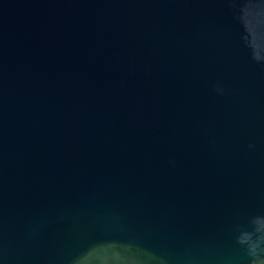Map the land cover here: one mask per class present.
I'll use <instances>...</instances> for the list:
<instances>
[{
	"label": "water",
	"instance_id": "water-1",
	"mask_svg": "<svg viewBox=\"0 0 264 264\" xmlns=\"http://www.w3.org/2000/svg\"><path fill=\"white\" fill-rule=\"evenodd\" d=\"M0 264H264V0H0Z\"/></svg>",
	"mask_w": 264,
	"mask_h": 264
}]
</instances>
